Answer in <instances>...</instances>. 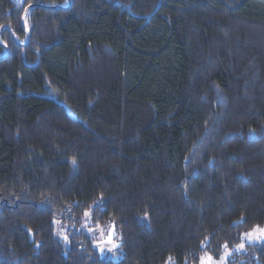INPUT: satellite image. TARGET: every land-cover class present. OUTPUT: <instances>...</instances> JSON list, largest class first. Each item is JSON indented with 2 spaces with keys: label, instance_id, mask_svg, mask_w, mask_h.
Returning <instances> with one entry per match:
<instances>
[{
  "label": "trees",
  "instance_id": "trees-1",
  "mask_svg": "<svg viewBox=\"0 0 264 264\" xmlns=\"http://www.w3.org/2000/svg\"><path fill=\"white\" fill-rule=\"evenodd\" d=\"M32 5L59 9H29L28 42ZM68 5L0 0V264H197L264 227V0Z\"/></svg>",
  "mask_w": 264,
  "mask_h": 264
},
{
  "label": "rangeland",
  "instance_id": "rangeland-1",
  "mask_svg": "<svg viewBox=\"0 0 264 264\" xmlns=\"http://www.w3.org/2000/svg\"><path fill=\"white\" fill-rule=\"evenodd\" d=\"M54 226L55 235L62 241L65 247H70L69 231L75 230L74 225L66 223L62 220H55ZM79 228L92 239V243L101 257L109 258L114 261H119L122 258L121 236L114 223L105 226L95 225L92 220V212L87 211L81 218ZM256 228L257 227L254 229ZM253 230L249 232H253ZM246 233L243 234L240 243L244 245L243 248L239 247L240 244L236 245L234 248L224 247L217 258L214 257L212 253L206 252L197 264H227L234 254L244 252L247 245L260 244L264 242V240L255 239L250 241L247 236H245ZM109 237H111V241L109 240ZM113 244L117 245V247L113 248ZM168 264H175V262L170 261Z\"/></svg>",
  "mask_w": 264,
  "mask_h": 264
},
{
  "label": "water",
  "instance_id": "water-1",
  "mask_svg": "<svg viewBox=\"0 0 264 264\" xmlns=\"http://www.w3.org/2000/svg\"><path fill=\"white\" fill-rule=\"evenodd\" d=\"M72 4H73V0H69V5H68L67 7H65L64 9H68V8H70V7L72 6ZM35 6H39V7H42V8H45V9H50V10H56V9H59V7H48V6H43V5H32V6H30V7H28V8L26 9V11H25V13H24V17H23V25H24L25 31H26V33H27V35H28V42H29V40H30V34H29V31H28V29H27V25H26V17H27V13H28L29 9H31V8H33V7H35ZM3 29H5V27L2 28V29L0 30V33H1V31H2ZM13 38H14V37H13ZM5 49H6V55H5L3 58H0V60H1V59H5V58L9 55V49H8L7 47H5Z\"/></svg>",
  "mask_w": 264,
  "mask_h": 264
},
{
  "label": "snow or ice",
  "instance_id": "snow-or-ice-1",
  "mask_svg": "<svg viewBox=\"0 0 264 264\" xmlns=\"http://www.w3.org/2000/svg\"><path fill=\"white\" fill-rule=\"evenodd\" d=\"M87 215V214H86ZM245 236L251 241L253 239L255 240H264V228H259L257 227L256 229L253 230V232L246 233ZM109 240L111 241V237H109ZM117 247V245L113 244V248ZM225 247H227L225 245ZM240 248H243L244 245L240 244Z\"/></svg>",
  "mask_w": 264,
  "mask_h": 264
},
{
  "label": "bare ground",
  "instance_id": "bare-ground-1",
  "mask_svg": "<svg viewBox=\"0 0 264 264\" xmlns=\"http://www.w3.org/2000/svg\"><path fill=\"white\" fill-rule=\"evenodd\" d=\"M14 36V35H13ZM15 38V37H14Z\"/></svg>",
  "mask_w": 264,
  "mask_h": 264
}]
</instances>
